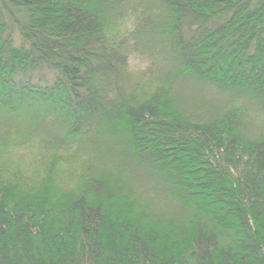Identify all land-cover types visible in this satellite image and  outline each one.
Segmentation results:
<instances>
[{"label":"trees","instance_id":"16d2710c","mask_svg":"<svg viewBox=\"0 0 264 264\" xmlns=\"http://www.w3.org/2000/svg\"><path fill=\"white\" fill-rule=\"evenodd\" d=\"M0 264H264V0H0Z\"/></svg>","mask_w":264,"mask_h":264},{"label":"rangeland","instance_id":"374dc122","mask_svg":"<svg viewBox=\"0 0 264 264\" xmlns=\"http://www.w3.org/2000/svg\"><path fill=\"white\" fill-rule=\"evenodd\" d=\"M132 68H133V69H138V66H136V65H132Z\"/></svg>","mask_w":264,"mask_h":264}]
</instances>
